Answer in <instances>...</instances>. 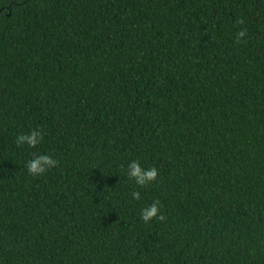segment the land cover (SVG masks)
I'll return each mask as SVG.
<instances>
[{
  "label": "trees",
  "instance_id": "trees-1",
  "mask_svg": "<svg viewBox=\"0 0 264 264\" xmlns=\"http://www.w3.org/2000/svg\"><path fill=\"white\" fill-rule=\"evenodd\" d=\"M0 264H264V0H0Z\"/></svg>",
  "mask_w": 264,
  "mask_h": 264
},
{
  "label": "clouds",
  "instance_id": "clouds-1",
  "mask_svg": "<svg viewBox=\"0 0 264 264\" xmlns=\"http://www.w3.org/2000/svg\"><path fill=\"white\" fill-rule=\"evenodd\" d=\"M238 24H244L243 19L237 20ZM247 35V30L242 28L240 29L235 36V42L241 43L243 38ZM43 140V133L40 129H32L30 132L21 133L15 138V143L17 147L27 145L28 147L35 148ZM59 161L53 156L48 154H36L33 153L32 159L26 163V168L29 175L34 177H39L47 173L50 169L57 167ZM158 169L155 166L150 168H144L141 166L138 160H133L127 165L126 176L134 180L135 183L140 187H147L150 184L154 183L158 179ZM132 197L136 200L141 199L139 191H133L131 193ZM161 203L160 201L154 200L151 204L143 207L140 213V219L144 223H149L153 219H157L160 222L166 220V216L161 212Z\"/></svg>",
  "mask_w": 264,
  "mask_h": 264
}]
</instances>
